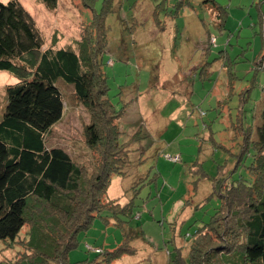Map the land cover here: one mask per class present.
<instances>
[{"label":"rangeland","instance_id":"374dc122","mask_svg":"<svg viewBox=\"0 0 264 264\" xmlns=\"http://www.w3.org/2000/svg\"><path fill=\"white\" fill-rule=\"evenodd\" d=\"M21 1L47 48L54 32L62 37L61 46L80 40L85 24L108 10L107 46L99 56L108 97L117 108L125 107L118 122L121 142L139 130L142 135L130 147L127 176H113L105 198H118L122 205L133 201L134 217L122 218L135 234L137 254L114 264H174L176 249L189 260L192 235L220 207L219 197L211 196L212 179L251 183L245 166L252 162V143L240 155L245 136L256 139L264 104V0H59L54 10L40 0ZM156 10L167 26L164 31L156 26ZM18 82L12 73L0 71V121L6 87ZM58 87L66 108L48 134L47 146L66 150L92 175L97 153L84 137L91 115L77 101L73 85L60 80ZM195 163L212 179H200L196 168L192 172ZM115 221L106 224L96 218L89 230L79 233L70 263L101 259L86 244L110 251L123 243ZM27 230L12 248L0 244L2 264L22 251L19 242Z\"/></svg>","mask_w":264,"mask_h":264},{"label":"trees","instance_id":"16d2710c","mask_svg":"<svg viewBox=\"0 0 264 264\" xmlns=\"http://www.w3.org/2000/svg\"><path fill=\"white\" fill-rule=\"evenodd\" d=\"M40 1L54 10L59 0ZM107 11L85 24L80 40L61 46L62 37L54 32L47 48L32 12L21 0L0 2V71L19 79L6 87L7 104L0 121V244L12 248L22 230L28 229L19 242L22 251L8 264H72L69 255L79 247V233L89 230L96 218L106 224L114 218L124 239L110 251L86 244L101 256L89 264H114L137 254L132 245L135 234L127 231L122 218L134 217L133 201L122 205L118 198L105 199L113 176H127L130 147L142 138L139 130L127 143L121 142L118 122L125 107L117 108L108 97L99 62L107 46ZM154 20L161 31L166 30L158 10ZM60 80L74 86L77 101L91 115L84 137L97 153L92 175L66 150L47 146L46 138L66 108ZM259 117L256 139L247 134L240 155L244 157L252 143V162L245 166L250 184L212 179L199 169L201 164L192 167L200 179L213 180L211 196L219 197L220 207L192 235L189 260L176 249L174 264H264V104ZM104 213L110 215L103 217Z\"/></svg>","mask_w":264,"mask_h":264},{"label":"built area","instance_id":"2783aa9c","mask_svg":"<svg viewBox=\"0 0 264 264\" xmlns=\"http://www.w3.org/2000/svg\"><path fill=\"white\" fill-rule=\"evenodd\" d=\"M212 41L215 42V39L213 38ZM175 160H176V158H175Z\"/></svg>","mask_w":264,"mask_h":264}]
</instances>
